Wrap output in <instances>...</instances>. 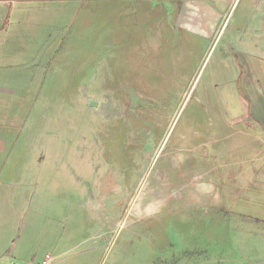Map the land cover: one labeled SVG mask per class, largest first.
<instances>
[{
	"label": "rangeland",
	"instance_id": "obj_1",
	"mask_svg": "<svg viewBox=\"0 0 264 264\" xmlns=\"http://www.w3.org/2000/svg\"><path fill=\"white\" fill-rule=\"evenodd\" d=\"M210 3L70 2L53 42L38 40L36 76L6 74L0 203L22 207L0 224L14 237L47 227L102 264H214L225 244L207 240L224 223L264 219V114L225 57L228 34L251 33L264 7L222 0L213 18Z\"/></svg>",
	"mask_w": 264,
	"mask_h": 264
},
{
	"label": "crops",
	"instance_id": "obj_2",
	"mask_svg": "<svg viewBox=\"0 0 264 264\" xmlns=\"http://www.w3.org/2000/svg\"><path fill=\"white\" fill-rule=\"evenodd\" d=\"M82 1L84 0H0V100L8 98L7 92H11L10 95L14 93L12 87L7 86V73L14 77L36 76L38 51L41 52L38 49L39 38L51 44L54 29L58 30V27L63 26V14L71 12L69 3ZM208 1H211V17L223 15V11L220 10L222 0H206ZM253 3H257L256 7L259 10L264 7V0H253ZM188 7L189 10L198 8L194 5ZM78 13L81 19H87L88 14L83 9H79ZM244 27L251 30V33L235 28L228 34L225 57L229 60L233 58L240 67L238 74H230L231 78L239 83L245 97L251 99L249 108L251 107L254 115L258 116L264 114L261 92L257 89V84L262 81V63H264V12L255 18L253 26ZM199 28L203 32L197 35L208 38V28ZM225 29L226 27L223 31ZM43 45L44 43L41 45L42 50H44ZM46 49L42 52L47 51ZM22 68L31 70L26 73L21 70ZM32 68L35 70L33 71ZM4 111L5 106L0 101V115H4ZM6 196L8 201L3 202L4 205L0 203V210L7 206L11 211L16 207L20 211L22 207L20 197L18 195L14 197V194H6ZM239 219L223 224L222 227L227 228L229 232L225 233V236L224 233L216 234L207 240V242L225 244L224 259L214 264H264V219L252 215H243ZM6 227L7 223L1 221L0 262L2 263L38 264L47 253L52 258L50 264H102L105 258V253L97 252L96 249H84L73 253L64 251L63 239H49L47 227L24 238L21 235L14 237L13 232L8 231ZM232 230L236 231L233 233ZM189 263L198 264V261L189 260Z\"/></svg>",
	"mask_w": 264,
	"mask_h": 264
},
{
	"label": "built area",
	"instance_id": "obj_3",
	"mask_svg": "<svg viewBox=\"0 0 264 264\" xmlns=\"http://www.w3.org/2000/svg\"><path fill=\"white\" fill-rule=\"evenodd\" d=\"M51 259H52L51 255L49 253H47L45 255V257L43 258V260L40 263H38V264H50L51 263ZM0 264H7V263L0 262ZM12 264H16V263H12ZM24 264H33V263H24Z\"/></svg>",
	"mask_w": 264,
	"mask_h": 264
}]
</instances>
